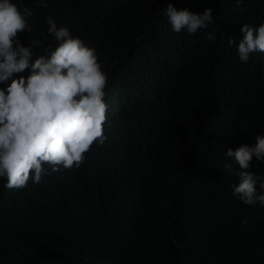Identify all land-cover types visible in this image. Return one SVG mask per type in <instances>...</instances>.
<instances>
[{
  "label": "trees",
  "instance_id": "trees-1",
  "mask_svg": "<svg viewBox=\"0 0 264 264\" xmlns=\"http://www.w3.org/2000/svg\"><path fill=\"white\" fill-rule=\"evenodd\" d=\"M11 2L32 11L16 39L42 42L33 60L57 46L49 16L96 50L108 110L105 142L79 167L45 164L23 188L0 178V264H264V207L233 195L241 169L226 156L264 136V53L237 52L241 27L264 24V0ZM170 3L211 9L214 23L174 32ZM249 171L264 192V161Z\"/></svg>",
  "mask_w": 264,
  "mask_h": 264
},
{
  "label": "clouds",
  "instance_id": "clouds-1",
  "mask_svg": "<svg viewBox=\"0 0 264 264\" xmlns=\"http://www.w3.org/2000/svg\"><path fill=\"white\" fill-rule=\"evenodd\" d=\"M31 15L29 8L21 11L11 0H0V83L14 73L31 70L26 79H13L6 91L0 89V178H6L7 189L25 187L33 174L39 184L45 164L52 171L79 167L93 145H102L106 139L103 126L108 110L104 102L108 77L96 50L74 38L67 27L58 28L49 16L48 33L57 46L33 60V48L42 42L31 40L25 47L16 39L19 32L28 31L26 18ZM163 15L177 33L184 29L196 33L214 23L211 9L193 14L170 3ZM241 34L237 48L241 61L247 62L252 53H264V24L243 25ZM233 43V39L228 40L230 46ZM256 140L255 147L229 148L226 156L241 169L233 195L246 205L264 207V192L257 190L259 177L249 171L254 156L264 161V136ZM260 188L264 189V183ZM247 222L245 219L242 223Z\"/></svg>",
  "mask_w": 264,
  "mask_h": 264
}]
</instances>
